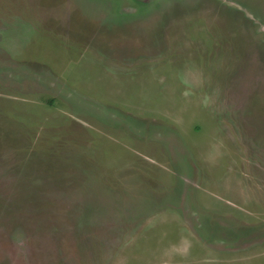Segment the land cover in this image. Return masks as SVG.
Returning <instances> with one entry per match:
<instances>
[{
  "label": "rangeland",
  "instance_id": "rangeland-1",
  "mask_svg": "<svg viewBox=\"0 0 264 264\" xmlns=\"http://www.w3.org/2000/svg\"><path fill=\"white\" fill-rule=\"evenodd\" d=\"M0 264H264V0H0Z\"/></svg>",
  "mask_w": 264,
  "mask_h": 264
}]
</instances>
